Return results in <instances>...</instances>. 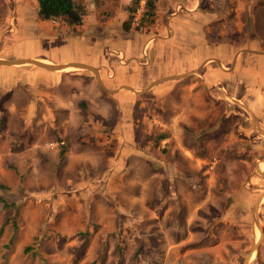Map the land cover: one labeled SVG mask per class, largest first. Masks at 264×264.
<instances>
[{
  "label": "rangeland",
  "instance_id": "374dc122",
  "mask_svg": "<svg viewBox=\"0 0 264 264\" xmlns=\"http://www.w3.org/2000/svg\"><path fill=\"white\" fill-rule=\"evenodd\" d=\"M73 1L82 6L79 25L41 19L35 0H0V55L95 63L106 60L108 48L122 47L133 58L125 66L115 64L114 72L140 86L192 67L200 55L216 53L207 45L188 52L184 33L185 40L181 35L155 40L150 47L154 53L144 51L146 60L142 39L169 38L171 22L210 23L211 36L235 39L230 42L264 38V0H156L153 21L126 32L121 23L132 0ZM143 2L134 11V24ZM242 42L255 45V40ZM231 51L232 46L222 49L226 59ZM215 63L209 64L234 72L208 83L201 77L202 67L162 81L139 95L145 105L134 113L132 137L121 133L116 149L97 160L72 155L67 163L62 146L48 151L37 142L62 134L73 139L74 127L67 132L60 124L44 128L50 104L35 101L43 91L65 94L80 87L78 82L47 75L50 84L44 87L20 71L3 70L0 100L12 101L6 104L12 111L0 107V124L8 128L3 136L27 148L20 158L0 156V264H264V96L258 81L235 72L230 61L220 68ZM28 87L33 102L22 125L14 111L20 96L10 95ZM63 114L56 112L60 118ZM112 116L109 112L103 129L109 130ZM116 129L109 132L113 140ZM3 163L8 172L2 171ZM239 185L244 191L237 199L252 200L246 211L249 233L226 207ZM200 225L205 232L217 231L214 244L199 243L204 234Z\"/></svg>",
  "mask_w": 264,
  "mask_h": 264
},
{
  "label": "crops",
  "instance_id": "0c3cea01",
  "mask_svg": "<svg viewBox=\"0 0 264 264\" xmlns=\"http://www.w3.org/2000/svg\"><path fill=\"white\" fill-rule=\"evenodd\" d=\"M257 1L253 2L252 9L256 8ZM192 7H188V10H192L195 6V3L191 5ZM239 7V6H238ZM239 10L242 9V5L238 8ZM174 13V12H173ZM189 13V12H187ZM207 13V12H205ZM209 14V13H208ZM211 14V13H210ZM225 14V13H224ZM217 15H220L217 14ZM253 15V12H252ZM173 20V19H172ZM49 21V20H46ZM171 26H167V31L170 30L171 36L168 38H150L142 39L138 36H134L135 38H139V40L142 39V42L140 43V52L144 54V51H148L149 55H152L154 53V49L150 48L151 44L155 40H171L177 37V35H181L183 40H185V37H183V34L186 33L188 40L190 44H187V50L188 52L192 49L193 54V48L198 45H204V46H213L217 48L216 53L210 55V53L198 56L195 60V65L192 67H189L188 69H184L180 72L165 75L162 77L154 78L148 82H146L143 85H133L130 83H126L125 81L119 79V77L114 72V65H120L125 66L128 61H130L133 58V55L130 54V52H127L122 48H108L107 49V55L106 60L102 62H88L81 59H67V60H56L48 57H41V56H26V55H11V56H1V59H10V58H30L34 60H39L42 62H45L47 64H66V63H83L87 64L94 68V72L78 68V67H67L60 70H46L37 66H34L32 64H17V65H0V77H2L1 73L3 70H17L20 71L21 75L28 78L35 80L37 85H42L44 87L47 86V83L50 84V81H45V77L50 76H65V78L72 79L70 80L72 82H78L80 87L70 90L71 88H68L63 94L62 92H56L55 90H48L43 91L36 97V103L38 104L40 99H43L44 102L49 103V111L50 115L46 116L44 119L45 125L44 128H49L56 126L57 124L61 125V129L63 131H66L68 129H71V127H74V135L75 137L73 139L65 138L62 135L57 136V138L54 139H47L41 142H36L44 145L48 151L55 150L57 147H61V155L62 157H65L66 163L70 159V157L75 155V157H81L83 159L88 158L90 155L94 157L95 160H97L101 155H104L105 153L109 152L110 150L116 149L117 146H114L115 143L120 142L122 138L121 133H123V137H129L133 136V127L135 124V120L137 119L134 113L138 109L141 111V107L145 105V102L140 100L139 95L144 94L147 90L154 87L155 85H158L162 81L172 80V79H178L183 76L173 78L172 76H179L180 74H185V72L193 71L197 65L200 66V68H204L207 66V63L211 62L210 60L218 63V65L222 66L221 61L227 62L230 61V68L231 65L234 64L233 69L235 72H239V74H246V76H250L253 80H257L258 86L260 83H264L263 76L264 71L262 68H264V38L261 36L246 37L245 39H241L239 42H230L229 39L235 41L234 38H228V37H217V36H211L208 32L212 29V24L208 23H187L183 25H178L176 23H170ZM189 26V29L183 28L182 26ZM218 28H224V25L217 24ZM229 29H231L233 26H227ZM184 29L188 31H183ZM226 30V29H225ZM193 31H199L200 33L198 35L193 33ZM181 34H179V33ZM247 43L250 40H255V45L253 47H244L243 42ZM232 44V45H231ZM178 46V45H177ZM232 46V51L228 55V59H226L222 53V49L224 47H230ZM182 48V47H181ZM180 48V49H181ZM247 50V51H246ZM257 50V51H253ZM180 52H183L182 49L179 50ZM131 55V56H130ZM144 58L147 60V55L144 54ZM208 63V64H209ZM255 63L257 66H255ZM239 64V66L237 65ZM251 64L257 68V70H253L251 68ZM220 68V67H219ZM74 69V70H73ZM204 72H202L201 77L205 82L210 83L212 78L215 80L227 78L228 74L234 72L230 70H221L219 71L224 72L225 76L219 75L215 72V74L211 73L209 69L206 67ZM200 70V69H199ZM259 71V72H258ZM258 72V73H257ZM25 74V75H24ZM46 74V75H45ZM252 75L254 77H252ZM188 76V75H187ZM155 82V83H154ZM253 82V81H250ZM154 83L153 85H151ZM32 85V84H28ZM27 85V86H28ZM72 85V84H71ZM70 84H67V86H71ZM82 86H84V90L82 91ZM172 89V88H171ZM170 89V90H171ZM259 89V88H258ZM257 89V90H258ZM30 91H32V88L28 87L25 92H19L15 91L10 96H20V99L18 100V105L16 107L15 114L16 118L18 119V116L21 115L20 120L21 124H26L27 117V111L29 110V105L33 102V97H28V94ZM46 92L48 94H46ZM2 92L0 91V94ZM32 93V92H31ZM160 94V93H158ZM2 95V94H1ZM0 95V96H1ZM90 96V100L87 101V97ZM12 104V101H9L8 98H4V100H0V107L2 109H5V111L8 113L10 108L6 104ZM19 109V110H17ZM59 110H63L64 114L62 117H58L56 115V112ZM113 112L114 116L111 118V125L109 127V130L103 129L104 124L106 123L105 120L107 119L108 113ZM145 115V112H144ZM25 116V117H24ZM143 118V116H142ZM24 119V120H23ZM1 120V119H0ZM76 120L78 123H73V121ZM1 123V122H0ZM68 127V128H67ZM117 128V129H116ZM7 125L5 124V129H3V125L0 124V153L1 157H6L9 159L14 158H20L21 152L26 146H19L17 143H20L18 139H9L7 135L3 136V134H6ZM116 129L117 134L114 133V136L116 137L115 140L111 139L112 137L109 136V132ZM33 141V142H35ZM62 142V143H60ZM16 143V144H15ZM24 144L23 142H21ZM25 145V144H24ZM140 152V151H139ZM56 153V152H53ZM59 154V153H56ZM24 156V154L22 153ZM2 171H9V167L7 164L1 165ZM66 167V166H65ZM2 183V182H0Z\"/></svg>",
  "mask_w": 264,
  "mask_h": 264
},
{
  "label": "trees",
  "instance_id": "16d2710c",
  "mask_svg": "<svg viewBox=\"0 0 264 264\" xmlns=\"http://www.w3.org/2000/svg\"><path fill=\"white\" fill-rule=\"evenodd\" d=\"M36 1V14L38 17H40L43 20H64L68 24L72 25H79L81 23V16H82V6L78 3H75L73 0H35ZM140 0H132L130 6H128L127 11V18L122 21L121 23V29L123 31H128L130 28H133L134 30H139L143 27L145 24H150L153 21V18L155 16V2L156 0H144L142 11L140 13V17L138 21L134 24L132 22L134 11L138 6V2ZM228 62V61H227ZM226 61H221V64H226ZM239 66V64H237ZM208 68L211 73L215 74L218 73L219 75L225 76L224 72L219 71L218 69L212 67L210 64H207L203 68V70H207L205 68ZM251 68L254 70H257L255 66L251 64ZM264 71V68H262ZM259 72V71H258ZM257 72V73H258ZM264 81V76H263ZM258 86V84H256ZM258 88L261 90L262 97L264 96V83H260ZM225 89L228 91V85H225ZM162 137V136H161ZM251 146H253V149H257L256 145L253 144L252 141H250ZM62 156V155H61ZM239 192L233 193L234 196H238L244 189L239 185L237 186ZM236 188V189H237ZM231 198V196H230ZM229 198L226 196V203ZM251 201L248 202H242V200L237 199V197L233 200V202L229 205H227V209L231 211L232 214L230 216L233 219H238V223L240 222L241 227H247V231L249 233L250 231V224H249V215L247 214V209L251 204ZM237 212V214L235 213ZM246 212V213H245ZM240 214L242 217L237 218V215ZM199 231L204 233L203 236L200 239L201 245H210L214 244L217 241V232L215 229H209L208 232H205L206 226L202 227L200 225ZM244 231V230H242ZM207 235V236H206Z\"/></svg>",
  "mask_w": 264,
  "mask_h": 264
},
{
  "label": "water",
  "instance_id": "95a60500",
  "mask_svg": "<svg viewBox=\"0 0 264 264\" xmlns=\"http://www.w3.org/2000/svg\"><path fill=\"white\" fill-rule=\"evenodd\" d=\"M211 62H214L212 60H210ZM17 64H32L34 66L46 69V70H60L63 68H67V67H77L78 68H83V69H87L90 70L92 72H94V68L87 65V64H83V63H66V64H40L38 62H36L34 59H30V58H10V59H1L0 58V65H17ZM215 66L219 67L218 64L215 63ZM200 69V66H197L193 71L187 72L185 74L179 75V76H172L173 78H177L180 76H184V75H189L192 73H197ZM155 83V82H154ZM154 83H152L151 85H153Z\"/></svg>",
  "mask_w": 264,
  "mask_h": 264
},
{
  "label": "bare ground",
  "instance_id": "6f19581e",
  "mask_svg": "<svg viewBox=\"0 0 264 264\" xmlns=\"http://www.w3.org/2000/svg\"><path fill=\"white\" fill-rule=\"evenodd\" d=\"M36 62L40 63V64H47L45 62L39 61V60H35ZM78 67V66H77Z\"/></svg>",
  "mask_w": 264,
  "mask_h": 264
},
{
  "label": "built area",
  "instance_id": "2783aa9c",
  "mask_svg": "<svg viewBox=\"0 0 264 264\" xmlns=\"http://www.w3.org/2000/svg\"><path fill=\"white\" fill-rule=\"evenodd\" d=\"M53 21V20H52ZM60 143H62V142H60Z\"/></svg>",
  "mask_w": 264,
  "mask_h": 264
}]
</instances>
